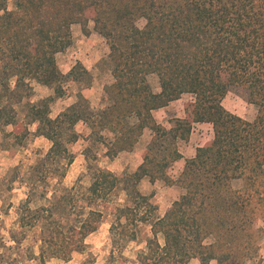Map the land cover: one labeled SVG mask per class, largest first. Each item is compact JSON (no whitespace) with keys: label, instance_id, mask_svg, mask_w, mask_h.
<instances>
[{"label":"trees","instance_id":"1","mask_svg":"<svg viewBox=\"0 0 264 264\" xmlns=\"http://www.w3.org/2000/svg\"><path fill=\"white\" fill-rule=\"evenodd\" d=\"M14 4L9 10V3ZM146 20L144 28L137 22ZM110 49L114 84L105 88L108 104L92 111L80 93L76 104L55 119L52 98L34 103L33 82L65 96L57 56L73 45V26L91 35L90 23ZM158 76L161 93L148 81ZM90 76V75H89ZM235 92L257 109L248 121L223 102ZM190 94L185 119H172L171 129L158 124L154 112ZM16 106L23 109V121ZM21 122L23 124H21ZM84 122L94 131L113 135L106 157L132 152L145 129L154 137L143 164L134 173L117 174L88 164V188L80 180L64 188L67 168L75 157L69 145L80 140L74 129ZM213 127V139L187 160L176 180L170 168L182 158L178 142L190 138L194 124ZM36 134L52 143L31 167L45 187L56 179L47 205L31 212V189L23 209L32 214L27 226L45 220L41 264L48 258L70 262L84 254L86 240L112 218L113 243L107 264H123L125 248L139 240L140 225L151 238L137 254L138 264H248L259 260L264 230V0H0V127L13 126L16 143ZM71 132L68 141L64 134ZM88 162V153H85ZM36 176V175H35ZM38 177V176H37ZM158 181L184 190L164 217H156L155 194L143 195L141 182ZM242 180L241 189L233 181ZM34 186V184H33ZM122 191L125 204L115 199ZM209 237L215 242L204 243ZM83 264H95L89 255Z\"/></svg>","mask_w":264,"mask_h":264},{"label":"rangeland","instance_id":"2","mask_svg":"<svg viewBox=\"0 0 264 264\" xmlns=\"http://www.w3.org/2000/svg\"><path fill=\"white\" fill-rule=\"evenodd\" d=\"M14 4L9 3V10H13ZM139 28H144L146 20L140 19L137 22ZM91 36L86 37L81 26L76 24L73 27V45L65 52L57 56V63L63 75H69L70 68L79 60L91 63L101 54H110L107 41L94 30V23L89 25ZM97 52V54H96ZM110 60V59H109ZM112 67L111 61L108 65H102L100 72L92 73L94 75H85L80 68H76L75 75L64 82L65 96L59 98L54 90L36 91L32 98L34 103L40 102L47 98H52L50 104V117L55 119L62 110H66L73 102L72 97L83 91H88L89 104L92 111H99L106 106V99L101 97V87L104 83L109 82V69ZM97 74V76H96ZM100 77V78H99ZM101 79V85H98ZM155 78H151L152 86H157ZM37 83V82H36ZM33 82V84H36ZM98 89V90H97ZM52 94V95H50ZM44 98V99H41ZM224 107L242 118L253 121L257 115L255 106L247 103L244 98L231 92L223 102ZM15 110L19 113V119L23 121V109L16 106ZM21 124H23L21 122ZM31 136L26 138L22 145L15 141L13 126L0 127V264H41L40 255L44 247L43 238L45 236V220H40L32 227L27 226L34 220L32 214L23 209L27 200V194L32 189L35 194V201L30 204L31 212H35L42 206L47 205V200L43 197L46 193L50 198L54 192V185L57 180H50L49 187H45L40 175L35 174L34 179L31 177V167L34 166L41 156L47 154L52 143L44 137L36 134L38 124L29 126ZM81 135L78 142L70 144L69 150L74 155V163L67 168V174L63 181L64 188H71L78 180L80 186L88 188L90 177L87 171L88 164L97 165L101 168L108 167L110 161L105 156L107 149L105 141L113 139V135L106 131L93 130L85 123H78L74 129ZM71 132L67 131L63 136L64 141H68ZM88 153L89 161H86L85 153ZM185 154L190 151L184 150ZM177 180L181 175L179 170L175 169ZM170 172V170H169ZM38 176V177H37ZM172 176V175H170ZM34 184V186H33ZM242 180L233 181V188L243 187ZM240 188V189H241ZM140 191L143 195L149 196L155 194L152 202L157 205L158 211L156 217H160L165 210L171 207V204L178 200L184 193L179 186H167L164 182L158 181L155 185L146 182L140 185ZM127 197L125 192L120 191L115 199L118 204H125ZM112 218H108L101 228L88 237L86 244L87 251L84 254L76 253L70 262H63L56 258H48L46 264H83L89 255L94 257L95 264H107L111 255L113 243L110 235V226ZM258 228L264 230V222L258 224ZM139 240L130 243L124 250L126 260L123 264H138L137 254L146 249L147 241L151 238V229L149 225H140L138 229ZM215 242L214 237H209L205 245L209 246ZM261 245V246H260ZM259 260H248V264H264V236L259 240ZM218 264L212 260L210 264ZM191 264H200L199 260L194 259Z\"/></svg>","mask_w":264,"mask_h":264},{"label":"crops","instance_id":"3","mask_svg":"<svg viewBox=\"0 0 264 264\" xmlns=\"http://www.w3.org/2000/svg\"><path fill=\"white\" fill-rule=\"evenodd\" d=\"M72 30H73V28H72ZM86 37H89V36H86ZM73 41H74V38H73ZM96 54H97V52H96ZM109 55L110 54H101L100 56L95 58V60H93L89 64H87V62L79 59L70 68L69 74L77 67L78 64H80L88 71L89 75H94L92 73L100 72L101 69H103L102 65H108V63L110 61ZM112 71H113V67H111L109 69V75H110L109 82L104 83L101 87V97H104L103 98L104 100L106 99V102H107L106 105L108 104V100H107L105 88L113 85L114 81H115L113 74H112ZM100 75H101V72L98 74V76H100ZM96 76H97V74H96ZM152 77H154L156 79L155 82L157 81V86H155V87L152 86V84H151V78ZM148 81H149L151 88L153 89L154 93H156V94L161 93V85H160V80H159L158 76L150 75L148 77ZM97 82H98V85H101L100 84L101 79H99V81H97ZM33 88H34V93L36 91H52V90H54L52 88L43 86L39 83L33 84ZM88 91L89 90H87V92L86 91H83V93L81 92V94L87 100L89 99V95L87 94ZM79 94H77L76 96L71 98L73 100V102L70 106L77 103ZM50 95H52V94H50ZM41 99H44V98H41ZM194 100H195V97L193 95L186 94V95L182 96L181 99L174 101V102H171L167 107L155 111L154 117H155L156 121L158 122V124L164 126L167 130H170L171 129V120L172 119H185L186 118L185 107L188 103H191ZM64 111L65 110H62L61 113H63ZM80 123H84V122H80ZM85 125H87V124H85ZM153 137H154V133L150 129H145L143 132V135L139 139V142L137 143L135 149L132 152H121L114 159H109L108 157H106L109 159L110 164L108 165V167H105V168H107L110 171L117 173L119 175L123 174V173H134V172H136L139 169V167L143 164V157H144L147 149L150 147L152 140H153ZM212 139H213V127L211 124H207V123L194 124L190 138L187 141H179L178 142V148H179L180 154L182 155V158L173 164V166L170 168L169 174L172 175V177L174 178L175 177L174 175H176V171H175L176 167L179 170V173L182 174V172L185 169V165H186L187 160L193 159L196 156L197 149L204 147ZM105 148H106V146H105ZM184 150L190 151L189 154L188 155L185 154L183 152ZM105 156H106V152H105ZM146 182H149V180L144 179L141 182V185L146 183ZM234 182H236V181H234ZM155 184H152V185H155ZM240 188L241 187L235 188V189H240ZM169 208H170V206H169ZM167 210H165V212L160 217H164Z\"/></svg>","mask_w":264,"mask_h":264},{"label":"clouds","instance_id":"4","mask_svg":"<svg viewBox=\"0 0 264 264\" xmlns=\"http://www.w3.org/2000/svg\"><path fill=\"white\" fill-rule=\"evenodd\" d=\"M213 264H214V262H213Z\"/></svg>","mask_w":264,"mask_h":264}]
</instances>
